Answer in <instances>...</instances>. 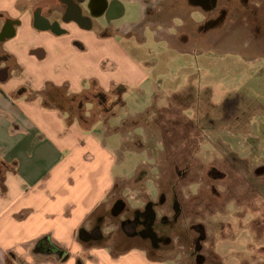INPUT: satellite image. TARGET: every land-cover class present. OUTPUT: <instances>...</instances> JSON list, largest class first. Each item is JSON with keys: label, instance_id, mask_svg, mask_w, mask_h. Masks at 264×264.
<instances>
[{"label": "crops", "instance_id": "1", "mask_svg": "<svg viewBox=\"0 0 264 264\" xmlns=\"http://www.w3.org/2000/svg\"><path fill=\"white\" fill-rule=\"evenodd\" d=\"M128 3L141 8L139 24L146 3ZM104 6L105 0H0V264H181L150 256L141 237L139 244L121 246L104 229L138 238L128 234L126 217L133 220L147 204L113 198L114 188L122 185L117 190L123 193L130 176L122 170L126 155L121 150L129 134L126 94L140 89L147 75L113 39L125 35L124 24H115L125 13L123 0H116L110 26L104 23ZM73 13L91 14V19L82 25ZM157 23L164 35L148 28L160 35L157 40H210L186 34L183 24L176 34L168 32L169 21ZM92 87L106 92L123 87V105L112 114L99 113L90 102L72 105ZM91 115V122H82ZM243 115L246 124L234 131L259 136L264 104ZM197 118L204 130L222 128L218 119ZM40 241L62 254L35 250Z\"/></svg>", "mask_w": 264, "mask_h": 264}, {"label": "rangeland", "instance_id": "2", "mask_svg": "<svg viewBox=\"0 0 264 264\" xmlns=\"http://www.w3.org/2000/svg\"><path fill=\"white\" fill-rule=\"evenodd\" d=\"M238 1V12L222 32L184 44L181 38L168 43L152 35L148 28L162 33L153 17L156 8L147 14L143 9L142 24H136L141 8L123 0L125 13L115 24H124L125 35L113 39L147 77L140 89L126 94L129 134L121 147L126 155L122 170L135 175L123 193L117 190L122 185L114 188L113 198L136 206L150 201L157 205V218L166 216L171 225L159 230L170 240L159 248H152L148 238L131 239L121 229L104 228L121 246L141 241L150 256L181 264H264V130L254 137L246 129L234 131L246 124L243 114L264 104V0H248L245 8ZM115 91H107L106 105L115 100ZM136 109L141 113L129 116ZM239 115L242 121L235 118ZM197 117L218 119L222 128L204 130Z\"/></svg>", "mask_w": 264, "mask_h": 264}, {"label": "flooded vegetation", "instance_id": "3", "mask_svg": "<svg viewBox=\"0 0 264 264\" xmlns=\"http://www.w3.org/2000/svg\"><path fill=\"white\" fill-rule=\"evenodd\" d=\"M141 1L142 0H139V2ZM236 1L237 5L231 7L230 4L232 0H153V2L151 0H143L147 5L145 8L146 14L156 8L153 17H155L157 21H169L173 25L172 30H174V32L179 30V26L183 24L184 28H187L185 32L188 31V33H186L188 35L191 33L207 35L210 34V32H222L223 25L227 24L230 17L232 15L235 16L236 12H238L237 6L240 2L238 0ZM241 2L244 3L245 8L248 0H241ZM115 4L116 0H110V2L105 0L104 23L106 26H110L112 19L114 18L113 15L116 13ZM68 11L69 13H72V11L77 13L73 8H69ZM74 13L71 16L74 17L75 15L82 25H86V22L91 19V14H89V16L78 17V14ZM197 29H201V31ZM177 33L182 32L177 31ZM2 74L3 70H0V76ZM162 200L163 198L161 199V202ZM154 206L157 205L148 201L142 211H137L133 220L126 217L128 224L127 232L130 235L133 234L137 237L148 238L153 247L159 248L161 244L166 245L170 241L169 238L162 233L163 231L159 230H161V227H165L168 223L171 225V222L167 221L166 216L163 215L160 216V218H157V214L153 208ZM173 210V221H176L179 210L174 201ZM199 237H203V234L201 233ZM35 250L56 255L62 254L61 250L53 248L42 241L36 244ZM198 250L199 246H196L195 250L192 251V254Z\"/></svg>", "mask_w": 264, "mask_h": 264}, {"label": "trees", "instance_id": "4", "mask_svg": "<svg viewBox=\"0 0 264 264\" xmlns=\"http://www.w3.org/2000/svg\"><path fill=\"white\" fill-rule=\"evenodd\" d=\"M123 89H124L123 87H117V89L114 93L115 95L113 94L115 97V100L112 102V104H110L111 106L113 105L115 107V106L123 105V102L121 99V93H122ZM111 91H113V90H111ZM73 99H75L76 103H79L81 105L84 102H90V103L94 102L96 104V106L102 107V109L104 110L103 114H108V112L111 108L110 105L109 106L106 105V103H107V92L100 90L96 87H92L90 90L84 91L82 94L78 95L77 97H75ZM104 105H106V107ZM92 119H93V115H91V117L88 118L86 121L83 118H81L82 122H91Z\"/></svg>", "mask_w": 264, "mask_h": 264}, {"label": "water", "instance_id": "5", "mask_svg": "<svg viewBox=\"0 0 264 264\" xmlns=\"http://www.w3.org/2000/svg\"><path fill=\"white\" fill-rule=\"evenodd\" d=\"M13 31V30H12Z\"/></svg>", "mask_w": 264, "mask_h": 264}]
</instances>
